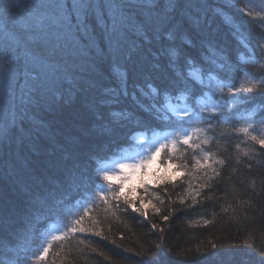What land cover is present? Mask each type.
<instances>
[{"label": "trees", "instance_id": "obj_1", "mask_svg": "<svg viewBox=\"0 0 264 264\" xmlns=\"http://www.w3.org/2000/svg\"><path fill=\"white\" fill-rule=\"evenodd\" d=\"M9 3L17 6L11 14L2 7ZM38 3L0 0V65H11L8 81L0 75V264H27L49 225L97 194L89 170L104 149H120L123 131L172 133L165 125L188 120L172 113L176 103L203 118L187 124L200 129L190 142L199 147L167 145L157 181L132 194L114 185L116 195L75 221L80 230L30 264H264V147L252 139H264L262 0H155L159 7L133 10L143 31L130 29L119 54L97 30V51L86 60L52 54ZM36 62L51 71L40 96L21 105ZM116 64L127 76L123 91ZM18 106L28 107L26 126L5 135ZM69 178L82 182L78 190L56 197ZM37 202L56 217L28 233L22 215L39 210Z\"/></svg>", "mask_w": 264, "mask_h": 264}, {"label": "snow or ice", "instance_id": "obj_2", "mask_svg": "<svg viewBox=\"0 0 264 264\" xmlns=\"http://www.w3.org/2000/svg\"><path fill=\"white\" fill-rule=\"evenodd\" d=\"M172 6V5H170ZM4 10L11 14L17 7L14 4L2 5ZM159 7L155 3V0H40V3L34 5L36 9L35 19L39 22L41 29L45 32L48 38L52 41V54L56 55L59 52H64L69 59H83L86 60L97 51L96 35L97 30L102 39L107 41V46L110 52L115 55L119 54L123 49V42L126 34L132 28H135L137 32H142L143 29L133 23V10L136 8H153ZM160 31L157 29L153 35H159ZM171 39V36H169ZM174 56L176 52L174 49H169ZM192 64V61H188ZM11 65L7 61L0 65V75H3L5 81H8L10 76ZM116 76L119 80L121 90H125L127 87V76L120 71V65L116 64ZM51 71L50 65H46L43 62H36L29 68V75L31 77L32 87L22 94L21 105H31L33 99L40 96L42 91V84L45 76ZM256 85L243 87L242 90L246 92H252ZM151 88V85H149ZM153 93H156L155 88H151ZM231 92L232 89L230 88ZM27 97V100H24ZM167 107V105H166ZM175 112V109H170ZM185 116L188 120L177 119L171 122L166 127L173 129L172 133H169L162 138L153 134L148 145L139 146L140 150L136 151L134 155L122 156L114 163L123 171L126 167H132L133 170L146 167L147 163L151 162L153 153L158 155L167 145H171L173 152L178 150V146L182 143L189 147H199V144L190 143L193 139V133L200 131L199 128L190 129L187 127L189 121L193 119H203L202 117H195L193 114L185 111ZM162 118V117H158ZM211 120V116L208 117ZM28 121V107L18 106L17 111L13 113L11 128L5 130V135L9 131H22ZM244 133H248V128L244 127L240 129ZM140 136H144L145 139L149 137L145 133H140L135 137L139 140ZM252 139L258 142L264 147V139L257 140L256 136H252ZM207 141H205L206 143ZM171 158L170 156L168 157ZM130 161V163H126ZM200 161L196 160L194 166L199 165ZM103 179L105 181L111 179L108 174V170H104ZM94 191L107 192L106 189L99 186L97 183ZM112 195H116V190L112 189ZM127 202V201H126ZM131 203V202H127ZM139 209H137L138 211ZM159 211V209H157ZM168 217L165 216L164 219ZM82 219V218H81ZM81 221L77 220L79 224ZM76 231L80 229H70ZM249 247H251L249 245ZM47 252V248L44 249Z\"/></svg>", "mask_w": 264, "mask_h": 264}, {"label": "bare ground", "instance_id": "obj_3", "mask_svg": "<svg viewBox=\"0 0 264 264\" xmlns=\"http://www.w3.org/2000/svg\"><path fill=\"white\" fill-rule=\"evenodd\" d=\"M12 21H14L13 18H12L11 22ZM176 104H181V103H176ZM139 134H140V131H138V130L131 131V129H126L125 131H123L120 134L123 138L120 139V141H118V143H117L118 144L117 147L120 149H118L117 152H112V151L104 149L101 152V154L98 156V158H97L98 161L95 162L97 164V167L92 171L89 170L90 174L88 175V178L90 176H93V179H95L96 181H98V183H100L99 186H102L106 182L103 179L104 170H107L108 167L113 166V164H115L114 162L116 160H119L122 156H125V154L123 152L128 151V152L134 154L136 151H139V148H140L139 145H140V138L141 137L139 138V140L135 139V137ZM157 163H158V161H157ZM157 168L160 169L159 164L157 165ZM139 172L144 173L145 171L143 172V170H140ZM75 177H79V176H75ZM72 179H71V181H70V178L65 179V181H62L63 187L62 186L56 187L57 189H59V188L64 189L61 191V193H58V195L56 197L60 198L61 196H64L66 194H69V193H72V192H75L78 190L79 187L77 186V184L82 183V182H80V180H79V181H77L78 183L73 184ZM151 180H152V178L146 182L149 183ZM94 196L95 195H93V197ZM93 197L89 198L88 201L90 199H92ZM88 201H85V202L83 201L82 204H80V205L76 206L74 209H72V211L68 213L69 215H68L66 220L62 219L61 221H56V222H53L54 224L49 225V227L46 229V231L44 232L43 235H47L55 227L66 226L67 232L71 231L70 229H73V224L75 223V221L83 215V212H85L88 207L84 208L82 211L78 212L77 214L75 213L74 217L71 219V216L73 215L72 214L73 211L80 208V207H83L84 203H86ZM37 203H38L39 208H40L39 210H38V208H35V211H34L35 213H32L30 217H29V214H27V213H24L22 215V216H24V217H22V220H23L24 224L26 225V227H28V229L24 230V231H27L28 233H31L33 231H37V228H38L37 223L39 221H41L42 219H45V218L49 219L47 222L50 223V222L54 221V219L56 217L54 212H52L47 205L42 204L43 206L40 207V203L39 202H37ZM92 204H94V202ZM91 205H89V206H91ZM29 210L30 209L28 208L26 212H28ZM55 210H58V208L56 207ZM30 212H33V210H30ZM26 216L29 218L26 219ZM66 234L67 233H65L64 235H66ZM44 239H45V237H44ZM15 241H17V240H15ZM42 243H43V241H42ZM8 244H6V245H8ZM40 246H38L37 251L34 252L35 258L38 256V254L40 252H42L44 247H46V246H43L42 249L40 250V248H39ZM34 261H36V259L33 258L32 261L27 260L25 263L30 264Z\"/></svg>", "mask_w": 264, "mask_h": 264}, {"label": "rangeland", "instance_id": "obj_4", "mask_svg": "<svg viewBox=\"0 0 264 264\" xmlns=\"http://www.w3.org/2000/svg\"><path fill=\"white\" fill-rule=\"evenodd\" d=\"M261 8H263L264 10V0H262V6ZM264 21V20H263ZM170 109H175L176 111L172 113L177 115L178 117H184L185 119L188 117L185 116V111H187L188 113H190V110L188 108V106H186V104L181 103V104H175V105H170L169 106ZM192 114V113H190ZM154 134H156L157 137L162 138L163 136L168 135L169 133H161V132H155ZM149 139H145L144 136H140V145H148L151 141V139L153 138V134L148 135L146 134ZM140 150V148H139ZM125 154V156H131L134 155L130 152H123ZM158 155H156L155 153H153V158L151 159L150 163H147L146 167L143 168H138L136 170H133L132 167H126L125 169H123V171L118 167V165L113 164V166H110L107 168L108 170V174L111 177V179L107 180L101 187H103L104 189L107 190V192H102V191H97V194L90 199L88 202L84 203L83 207H80L76 210L73 211V215L71 216V219L74 217V214L82 211L84 208L89 207V205H91L93 202L99 201L102 198H104V196L106 195V193L111 192L113 189V186L115 185L117 190L120 191V194H132L134 192V188L137 185H142L143 183H146V181L150 180L152 178V180L149 183H152L153 181H157V175L160 173V169L157 168V161H158ZM126 163H130V161H126ZM140 170H143L144 173L139 172ZM172 172L168 169L165 173V176H169L171 175ZM67 233V229L66 226H62V227H55L52 229V231H50L47 235H45V239L43 240V243L41 244V246L39 247L40 250L42 249L43 246H47L51 243H53V241H56L58 239H61L63 237V235ZM35 258V256H31L30 260L32 261V259Z\"/></svg>", "mask_w": 264, "mask_h": 264}]
</instances>
